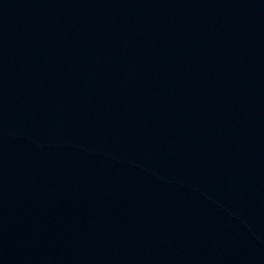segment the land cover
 Instances as JSON below:
<instances>
[{
  "label": "water",
  "instance_id": "obj_1",
  "mask_svg": "<svg viewBox=\"0 0 264 264\" xmlns=\"http://www.w3.org/2000/svg\"><path fill=\"white\" fill-rule=\"evenodd\" d=\"M0 264H264V0H0Z\"/></svg>",
  "mask_w": 264,
  "mask_h": 264
}]
</instances>
